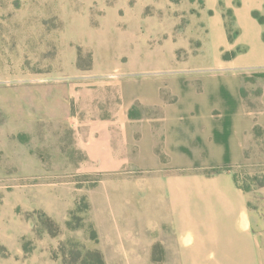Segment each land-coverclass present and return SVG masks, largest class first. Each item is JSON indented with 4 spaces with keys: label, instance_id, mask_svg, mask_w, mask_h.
Segmentation results:
<instances>
[{
    "label": "rangeland",
    "instance_id": "obj_1",
    "mask_svg": "<svg viewBox=\"0 0 264 264\" xmlns=\"http://www.w3.org/2000/svg\"><path fill=\"white\" fill-rule=\"evenodd\" d=\"M254 11L264 0H0V264H185L190 229L215 237L189 241L212 248L190 264H264ZM207 185L225 202L192 191Z\"/></svg>",
    "mask_w": 264,
    "mask_h": 264
},
{
    "label": "crops",
    "instance_id": "obj_2",
    "mask_svg": "<svg viewBox=\"0 0 264 264\" xmlns=\"http://www.w3.org/2000/svg\"><path fill=\"white\" fill-rule=\"evenodd\" d=\"M263 29L261 28V30H258V35H259V33H261V31H262ZM222 34V36L224 37V32L223 33H221ZM259 62H262V61H259ZM251 66H264V63H260V64H256V65H251ZM244 108V107H243ZM245 110V109H244ZM245 122V124H246V126H245V129H247L246 131H244V134H248L249 136H250V133H251V130H250V127L252 126L250 123H248V122H246V121H244ZM242 123H243V121H242ZM206 136L208 137V138H210V136L211 135H213L214 136V132L212 131V128L211 127H209V129L206 131ZM244 140H245V138L244 137H242V136H240L239 137V143H240V146L242 147V148H244ZM198 188H201V186H198ZM204 188V187H203ZM205 188H207V190H204V189H197V188H192V191L193 190H195V191H202L203 192V194L202 195H200V196H198V197H200L201 199H205V200H207V201H224L225 202V199H227V197L226 196H224L223 197V199H221L220 200V198H219V194H220V192L221 191H224L223 189H221V188H219V187H216V186H213V185H207ZM230 190L233 188V189H235V187H233V185H230ZM237 192H239L237 189H235ZM187 191H189V190H187ZM206 191V192H205ZM217 193V194H216ZM217 195V196H216ZM188 197V200H190L189 198H190V196H187ZM189 207V206H188ZM212 208L213 207H208V211H207V216H208V218L209 217H211V216H213V211H212ZM190 211H191V209H190ZM180 213V211L178 210V209H175V211H174V213ZM243 218V217H245V219L247 218L246 216H244V215H242V216H240L239 217V219L240 218ZM247 223V222H246ZM237 232L238 233H236L237 235H235L237 238H239L240 240H248V239H250L251 238V235H249L250 233H247V232H245L244 230H246V228H240L238 225H237ZM187 232H189V233H181L182 235H180V237H181V239L182 240H184L185 241V243H186V249H185V251H184V255H185V264H190L189 262H188V260L190 259V257H191V255H196V254H200L201 252H206V251H208V250H212V248L210 247V245L209 244H206L205 246H208L207 248H206V251H205V249H202L203 248V246H204V244H202V243H199V242H189V241H194V240H199V239H207V240H213L215 237H214V235H212V237H208V235H207V233H206V237H199V236H197V235H195V234H193V231L190 229V231H187ZM204 246V247H205ZM208 252H210V251H208ZM211 255V254H210Z\"/></svg>",
    "mask_w": 264,
    "mask_h": 264
},
{
    "label": "trees",
    "instance_id": "obj_3",
    "mask_svg": "<svg viewBox=\"0 0 264 264\" xmlns=\"http://www.w3.org/2000/svg\"><path fill=\"white\" fill-rule=\"evenodd\" d=\"M253 15H254L255 18H257V19L259 20V22H260L261 24H264V18L261 17V16L258 14L257 11H254V12H253ZM262 38H263V40H264V31H263V34H262Z\"/></svg>",
    "mask_w": 264,
    "mask_h": 264
}]
</instances>
